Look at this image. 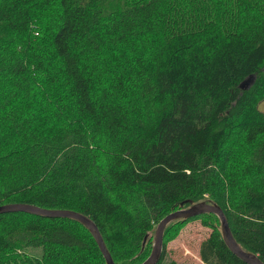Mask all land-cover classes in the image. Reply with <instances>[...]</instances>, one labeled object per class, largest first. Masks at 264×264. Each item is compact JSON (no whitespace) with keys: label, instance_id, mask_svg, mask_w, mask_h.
<instances>
[{"label":"trees","instance_id":"obj_1","mask_svg":"<svg viewBox=\"0 0 264 264\" xmlns=\"http://www.w3.org/2000/svg\"><path fill=\"white\" fill-rule=\"evenodd\" d=\"M261 105L264 0H0V206L87 218L114 264L201 202L264 264ZM198 220V264H246L213 214L170 222L156 264ZM0 264L107 263L79 221L12 212Z\"/></svg>","mask_w":264,"mask_h":264},{"label":"water","instance_id":"obj_2","mask_svg":"<svg viewBox=\"0 0 264 264\" xmlns=\"http://www.w3.org/2000/svg\"><path fill=\"white\" fill-rule=\"evenodd\" d=\"M254 80H255L254 76L248 77L239 85V87L241 89H246L249 85H251L254 82ZM12 212H26L34 215L45 216V217H65L79 221L90 231V233L95 238L98 247L101 253L103 254V257L106 260V263L114 264L109 253L107 252V249L103 243V240L101 238V235L97 227L87 218L72 211L44 210L38 207L20 205V204L0 206V213H12ZM204 214H213L218 217L221 224V232H222L223 240L234 255H236L246 264H263L255 255H253L250 252L244 251L235 242L222 210L218 206L209 205L205 202L193 204L186 209L177 210L167 215L163 220H161L155 230L152 252L150 256L142 264H156L159 261L163 248V232L165 227L170 222L178 219H189Z\"/></svg>","mask_w":264,"mask_h":264},{"label":"rangeland","instance_id":"obj_3","mask_svg":"<svg viewBox=\"0 0 264 264\" xmlns=\"http://www.w3.org/2000/svg\"><path fill=\"white\" fill-rule=\"evenodd\" d=\"M38 85L39 84H37V86ZM263 107L264 105H261V108ZM210 233L211 228L207 227L203 222H200L199 220L190 222L182 226L174 227L171 230V233L166 241L165 261H173L175 264L200 263L198 255L199 247ZM149 235L151 237V233ZM152 236H154V233L152 234ZM37 250L38 249H33V252L36 253ZM138 257L139 255L136 256L135 259H137Z\"/></svg>","mask_w":264,"mask_h":264}]
</instances>
